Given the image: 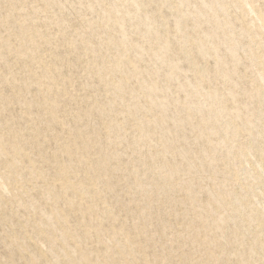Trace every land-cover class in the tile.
<instances>
[{"label": "rangeland", "instance_id": "rangeland-1", "mask_svg": "<svg viewBox=\"0 0 264 264\" xmlns=\"http://www.w3.org/2000/svg\"><path fill=\"white\" fill-rule=\"evenodd\" d=\"M0 264H264V0H0Z\"/></svg>", "mask_w": 264, "mask_h": 264}]
</instances>
